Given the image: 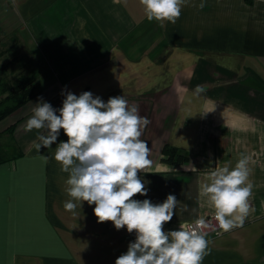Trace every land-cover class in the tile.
Returning <instances> with one entry per match:
<instances>
[{
  "label": "crops",
  "instance_id": "0c3cea01",
  "mask_svg": "<svg viewBox=\"0 0 264 264\" xmlns=\"http://www.w3.org/2000/svg\"><path fill=\"white\" fill-rule=\"evenodd\" d=\"M12 22L50 65L54 109L67 92L90 91L105 102L121 95L151 121L141 139L152 163L138 173L147 195L133 198L176 196L166 232L214 214L201 185L247 156L249 214L242 227L208 234L201 264H264V0H205L183 6L175 23L148 21L139 0H0V45L17 46ZM37 98L0 129V264H115L136 233L98 222L86 201L77 215L65 210L68 173L54 153L67 136L61 129L37 151L43 130H24ZM166 145L188 159L164 160Z\"/></svg>",
  "mask_w": 264,
  "mask_h": 264
},
{
  "label": "clouds",
  "instance_id": "9594fccd",
  "mask_svg": "<svg viewBox=\"0 0 264 264\" xmlns=\"http://www.w3.org/2000/svg\"><path fill=\"white\" fill-rule=\"evenodd\" d=\"M139 2L148 21L170 23L180 17L183 6L205 7V0L198 4L192 0ZM35 105L24 130H43L33 145L37 151L51 148L61 129L67 136L54 153L61 171L68 173L65 191L71 199L64 203L65 210L77 215V207L86 201L95 205L93 213L98 222L111 221L117 230L135 231V241L115 264H201L208 250L207 230L228 232L243 226L253 189L247 156L242 155L234 167L215 168L201 185V196L214 208L215 225L200 217L193 224L166 232L163 226L173 218L176 196L169 194L156 204L133 198L147 195L138 173L152 163L148 144L141 139L151 121L139 115L137 106H129L121 95L105 102L90 91L79 95L67 92L59 109L42 98Z\"/></svg>",
  "mask_w": 264,
  "mask_h": 264
},
{
  "label": "trees",
  "instance_id": "16d2710c",
  "mask_svg": "<svg viewBox=\"0 0 264 264\" xmlns=\"http://www.w3.org/2000/svg\"><path fill=\"white\" fill-rule=\"evenodd\" d=\"M15 50H17L15 44L7 49L0 50V58L3 56L5 57L10 51L13 57L9 62H14L17 58L14 56ZM9 62H6V64L0 63V121L26 105L38 93L37 80L39 73H37V70H31L30 73L20 71L10 74V72L7 71ZM13 128V126H10L8 130L11 129L12 131ZM162 153L164 160L173 163H180L187 160L189 157L186 152L167 145L164 146ZM4 160L5 159H0V163Z\"/></svg>",
  "mask_w": 264,
  "mask_h": 264
},
{
  "label": "rangeland",
  "instance_id": "374dc122",
  "mask_svg": "<svg viewBox=\"0 0 264 264\" xmlns=\"http://www.w3.org/2000/svg\"><path fill=\"white\" fill-rule=\"evenodd\" d=\"M13 23V22H12ZM16 24L13 23V31H16V36L18 38L17 41V50L14 51V56H16V60L14 62H9L13 55L6 54V56L0 58V63L6 64L7 71L10 72V74L17 73V72H24V73H30L31 70L36 69L38 74V80H37V86H38V93L36 95V100H42L48 98V103H55L58 95L53 90V81L54 77L50 74V65L47 63L46 59L41 56V50L39 47H36L34 44L29 42L25 37V32L21 33L19 30L16 29ZM11 32L7 31V34ZM20 34H22L23 38H21ZM7 40V41H4ZM12 41L8 39H3L2 43L6 45H0V50H4L5 48H9ZM12 52V51H11ZM17 54V55H16ZM18 59V61H17ZM21 61V62H20ZM33 61V62H31ZM40 92V93H39ZM59 99V98H58ZM61 100V99H60ZM62 104V102H61ZM61 106V105H60ZM15 114V112L13 113ZM11 114L10 116H12ZM9 116V117H10ZM8 118H6L3 123L1 121L0 123V129L8 122ZM13 142H15L14 138L12 139ZM6 144L10 143L9 141L5 142ZM14 145V143H13ZM11 150L15 151L17 150L15 147L11 148L8 147ZM4 257V254H3Z\"/></svg>",
  "mask_w": 264,
  "mask_h": 264
},
{
  "label": "built area",
  "instance_id": "2783aa9c",
  "mask_svg": "<svg viewBox=\"0 0 264 264\" xmlns=\"http://www.w3.org/2000/svg\"><path fill=\"white\" fill-rule=\"evenodd\" d=\"M214 215H215V213L214 214H210V215H208V216H205V217H203V218H205L206 220H208V221H211L212 223H213V225H215L216 224V221H215V219H214ZM197 220V219H196ZM195 220V221H196ZM195 221H192V222H189V223H186V224H184L183 226H187V225H190V224H193ZM208 231V234H212V235H214V236H220L224 231H222V230H220L219 228H217L215 231H212V230H207Z\"/></svg>",
  "mask_w": 264,
  "mask_h": 264
}]
</instances>
